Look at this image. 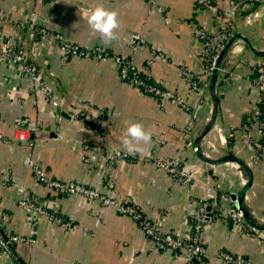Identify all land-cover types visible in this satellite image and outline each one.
I'll use <instances>...</instances> for the list:
<instances>
[{
	"label": "crops",
	"instance_id": "obj_1",
	"mask_svg": "<svg viewBox=\"0 0 264 264\" xmlns=\"http://www.w3.org/2000/svg\"><path fill=\"white\" fill-rule=\"evenodd\" d=\"M214 2L223 6L230 0ZM193 3L194 0H0V29L13 42H23L27 58L40 68L46 87L61 101L64 111L62 119L56 122L55 109L40 96L38 106L34 107L35 96L27 90L29 80L0 56V134H13V122L20 116L40 120V129L28 134L32 140L30 148L26 141L0 140L3 231L21 235L32 232L35 239L34 244L16 243L7 255L0 256V264H183L171 252L154 248L129 217L117 214L111 207L81 197L50 194L32 180L22 165L26 151L49 176L92 186L117 199H130L162 231L179 235L188 231L194 199L206 193L200 179L206 176V185L224 191L242 187L239 167L221 162L237 158L248 165L251 175L246 206L253 216H264V158L252 161L254 150L242 130L228 133L258 102V89L247 74L249 66L263 57L252 52L242 40L237 43L238 52L226 53L222 66L232 69L234 76L217 84L215 124L199 143L205 156L204 160L199 159L193 144L210 117L211 101L207 86L199 96L188 89L183 79L184 72L197 74L202 69L201 42L193 38L187 21L208 32L215 30V22L211 12L195 11ZM97 5L115 11L120 24L118 38L107 45L86 22L85 12ZM255 9L258 15L250 20L245 19L249 12L246 8L235 13L232 26L234 33L246 37L253 50L264 52V11L261 6ZM26 18L61 33L78 46L99 45L111 53L130 54L137 67H144L162 86L176 92L194 115L174 101L158 100L120 80L111 56L98 60L61 57L57 46L17 26ZM131 34L138 36L137 43ZM65 113H77L97 123L102 131L100 137H94L83 121ZM128 121L141 123L152 133L151 144L143 152L134 153L139 160L122 159L110 164L102 151H83L84 143H93L102 150L108 144L125 151L121 137ZM219 131L226 140L224 144L218 138ZM252 133L255 135L254 130ZM83 155L87 161H83ZM162 157L178 159L194 180L182 185L172 183L164 170L150 162ZM3 171L11 174L16 187L8 185ZM24 189L44 198L48 208L75 226L62 230L38 216L34 230L28 229L23 223L24 212L17 204ZM2 212L9 217L1 219ZM200 238L209 264H224L216 256L218 250L240 254L251 264H264V230L250 236L233 222L215 219L205 225Z\"/></svg>",
	"mask_w": 264,
	"mask_h": 264
},
{
	"label": "built area",
	"instance_id": "obj_2",
	"mask_svg": "<svg viewBox=\"0 0 264 264\" xmlns=\"http://www.w3.org/2000/svg\"><path fill=\"white\" fill-rule=\"evenodd\" d=\"M257 6H261V9L264 11V0H230L228 4L223 6H217L214 0H194L193 8L195 11H209L212 13L215 22V30L213 32H208L199 25L187 21L193 38L201 42V51L199 54V61L202 67L201 72L197 74L183 73V79L191 92L199 96L205 93L207 79L215 68L221 48L227 40L235 34L232 26V16L242 8H246L249 12L245 15V19L250 20L258 15V11L255 9ZM17 26L28 29L33 34V37L47 40L57 46L60 56L63 58L77 57L98 60L111 56L112 60L117 65V73L120 80L158 100L174 101L182 109L194 115V111L182 103L180 96L176 92L162 86L161 82L154 79L144 67H137L130 54L111 53L106 48L99 45L90 47L78 46L67 41L61 33L57 31L35 25L29 18L21 20L18 22ZM131 39L136 43L139 40L136 34H131ZM238 42H240V40L233 41L228 51L238 52ZM151 54L161 56L159 53ZM0 56L1 59L12 66L21 77L29 80L27 90L35 96L32 100L33 106H38V96H40L43 101L50 104L55 109V121L59 122L64 112L61 101L46 87L40 68L27 58L23 49V42H13L1 29ZM233 76L234 72L232 69L221 66L219 68L218 83L219 81L228 82ZM247 79L258 89V102L245 114L243 120L236 128L228 129V133L231 135L235 129L242 130L245 134L247 143L254 150L252 161H256L261 157L264 158V57L259 63L249 66ZM65 115L83 121L85 128L90 130L94 137H100L102 131L97 123L89 121V119L77 113H65ZM13 126V134L8 136H2L0 134V140L5 143H12L16 140L26 141V146L30 148L32 146V140L28 139V134L34 133L40 129V120L33 121L29 116L23 115L13 122ZM212 127H214V125ZM252 130H254L255 135L252 133ZM218 138L223 141V144L225 143L226 140L220 131L218 132ZM157 142L161 143V140H157ZM82 149L83 151L92 150L99 153L104 152V158L110 164L122 159H128L132 162L140 159L137 154L119 150L108 144L106 149L102 150L100 146L93 143H84ZM82 159L83 161L88 160L85 155L82 156ZM150 162L154 166L164 170L174 184L182 185L194 180V176H192L190 170L181 165L180 161L176 158H152ZM21 163L28 170L32 180L52 195H63L72 198L81 197L87 202L96 201L100 206L111 207L117 214L129 217L141 230L143 235L151 242L154 248L160 251L171 252L173 255L180 257L183 264H209L206 248L201 241L200 233L211 220L219 219L222 222H233L243 232L250 236H254L255 233H257V230L250 227L244 221L236 196L238 190L224 191L219 190L217 186H208L206 185L209 184L205 180L206 176L199 180L201 184H204L206 193L204 196H198L194 199L195 209L188 215V231L184 235H179L172 231H162L155 222L147 217L130 199H117L109 193L102 192L92 186L74 180H58L49 176L47 171L33 160L30 151L24 153ZM235 166L239 167L241 184L243 186L247 182L246 173L241 166L237 164H235ZM2 177L6 182H9V186L16 187L8 171H3ZM203 180H205V182ZM246 192L241 200L244 209L247 210L255 220L264 223V216H253L250 208L246 206ZM17 204L24 212V225L31 231L34 230L38 216H43L48 222L62 230H69L75 226L71 220H68L62 216V214L48 208L44 198L28 189L22 190L18 197ZM8 217L9 216L5 212H2L1 219ZM16 243L34 244L35 239L32 232L26 235L14 233L5 234L2 223L0 222V256L4 254L7 255ZM216 256L224 264H251V262L242 255L231 253L226 250H218Z\"/></svg>",
	"mask_w": 264,
	"mask_h": 264
},
{
	"label": "clouds",
	"instance_id": "obj_3",
	"mask_svg": "<svg viewBox=\"0 0 264 264\" xmlns=\"http://www.w3.org/2000/svg\"><path fill=\"white\" fill-rule=\"evenodd\" d=\"M86 22L93 33L98 34L104 44H110L116 40L117 29L120 24L117 13L106 9L103 5L85 12ZM152 141V133L138 122H127V127L121 137L122 148L130 153H141L145 150V146L150 145Z\"/></svg>",
	"mask_w": 264,
	"mask_h": 264
},
{
	"label": "water",
	"instance_id": "obj_4",
	"mask_svg": "<svg viewBox=\"0 0 264 264\" xmlns=\"http://www.w3.org/2000/svg\"><path fill=\"white\" fill-rule=\"evenodd\" d=\"M235 40H242L247 46L248 48L254 52L255 54H257L258 56L264 57V52H257L255 50H253L250 46L249 41L246 39V37L240 33H235L233 34V36H231L227 42L224 44V46L221 48L219 54H218V58L215 64V68L213 69V71L211 72L210 76L207 79V91L209 94V98L211 101V111H210V117L206 123V125L204 126V128L197 134L195 141H194V148L196 150V154L197 156H199V159H203L205 158V156L203 155V150L201 149V147H199V143L201 142L202 138L205 136V134L211 129V127L214 125V121H215V116H216V111H217V96H216V87L218 84V74H219V68L222 66L224 57L226 55V53L228 52L230 45L233 41ZM223 164H228V163H232V164H237L239 166H241L247 176V182L237 191V199L239 202V208L242 212L244 221L251 226L252 228H254L255 230H264V223H260L257 220H255L251 214L244 209L241 200L242 197L244 195V193L249 189L250 184H251V175H250V170L248 165L237 159V158H227L225 160L221 161ZM12 250V248H11Z\"/></svg>",
	"mask_w": 264,
	"mask_h": 264
},
{
	"label": "bare ground",
	"instance_id": "obj_5",
	"mask_svg": "<svg viewBox=\"0 0 264 264\" xmlns=\"http://www.w3.org/2000/svg\"><path fill=\"white\" fill-rule=\"evenodd\" d=\"M264 13V12H263ZM262 15V14H261ZM207 138H208V136H207ZM205 141V140H204ZM212 144V143H211ZM205 148V147H204Z\"/></svg>",
	"mask_w": 264,
	"mask_h": 264
}]
</instances>
